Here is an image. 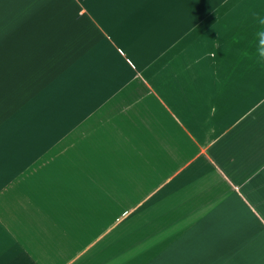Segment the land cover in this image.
I'll use <instances>...</instances> for the list:
<instances>
[{
    "label": "crops",
    "instance_id": "0c3cea01",
    "mask_svg": "<svg viewBox=\"0 0 264 264\" xmlns=\"http://www.w3.org/2000/svg\"><path fill=\"white\" fill-rule=\"evenodd\" d=\"M264 0H0V264H264Z\"/></svg>",
    "mask_w": 264,
    "mask_h": 264
},
{
    "label": "clouds",
    "instance_id": "9594fccd",
    "mask_svg": "<svg viewBox=\"0 0 264 264\" xmlns=\"http://www.w3.org/2000/svg\"><path fill=\"white\" fill-rule=\"evenodd\" d=\"M254 17L259 20L261 25H264V18H260L258 13H253ZM259 44L256 48V56L260 61H264V31L258 33Z\"/></svg>",
    "mask_w": 264,
    "mask_h": 264
}]
</instances>
